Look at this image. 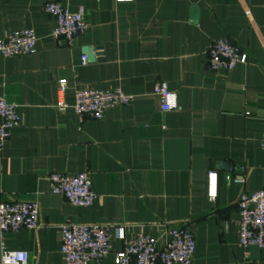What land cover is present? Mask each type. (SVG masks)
<instances>
[{
  "label": "crops",
  "instance_id": "obj_1",
  "mask_svg": "<svg viewBox=\"0 0 264 264\" xmlns=\"http://www.w3.org/2000/svg\"><path fill=\"white\" fill-rule=\"evenodd\" d=\"M49 1L83 13L88 28L74 47L51 36L55 20L42 10ZM23 29L35 31L36 53L0 55V97L20 116L0 152V193L10 202L36 200L39 218L34 230L0 235V250L27 252V264H66V224L123 226L127 240L186 225L197 241L194 264H264V249L240 247L237 227L240 197L264 187V0H0V39ZM223 38L248 61L210 72L208 47ZM86 48L95 60L82 67ZM158 82L182 110L161 111ZM77 88H119L134 99L81 122L58 109L74 103ZM235 169L244 183H227ZM85 171L96 194L90 207L50 192L51 173ZM211 171L219 175L214 202ZM111 243L124 247L115 237ZM100 264H116L115 255Z\"/></svg>",
  "mask_w": 264,
  "mask_h": 264
},
{
  "label": "built area",
  "instance_id": "obj_2",
  "mask_svg": "<svg viewBox=\"0 0 264 264\" xmlns=\"http://www.w3.org/2000/svg\"><path fill=\"white\" fill-rule=\"evenodd\" d=\"M116 3H132L135 0H114ZM42 10L55 20L51 36L64 41L69 48L88 28L82 12H72L59 2L49 1ZM38 38L34 30L23 29L8 33L0 39V55L4 58L28 56L36 53ZM248 55L230 39L212 41L208 47L206 65L210 72L232 71L237 65H245ZM88 63L82 55L81 66ZM59 90L64 92L67 83L59 81ZM153 94L160 100L163 112L180 111L177 95L170 91L166 82L154 85ZM134 96L121 89H81L74 92V103H59L58 109H71L82 122L84 119L102 120L107 110L132 103ZM20 125L18 106L0 97V152ZM264 153V133L260 142ZM238 169L226 175L227 183H244V175ZM243 170V169H242ZM50 192L62 196L76 207H90L96 194L87 171L76 175L51 173L48 176ZM219 175L211 171L207 177V195L211 202L218 196ZM238 243L242 248L264 249V187L259 191L244 193L238 201ZM39 205L36 200L5 201L0 193V235L17 233L21 229L34 230L38 227ZM124 242L121 250H115L111 238ZM197 241L189 226H165L160 237L138 233L127 240L125 227L102 225L66 224L62 227L60 252L66 264H100L113 253L116 264H194ZM29 255L25 251H14L4 246L0 250V264H27Z\"/></svg>",
  "mask_w": 264,
  "mask_h": 264
},
{
  "label": "water",
  "instance_id": "obj_3",
  "mask_svg": "<svg viewBox=\"0 0 264 264\" xmlns=\"http://www.w3.org/2000/svg\"><path fill=\"white\" fill-rule=\"evenodd\" d=\"M193 17H194V19H197V17H198V9L197 8L193 9ZM84 53L88 54V62H92L95 60L94 48H86L84 50Z\"/></svg>",
  "mask_w": 264,
  "mask_h": 264
}]
</instances>
